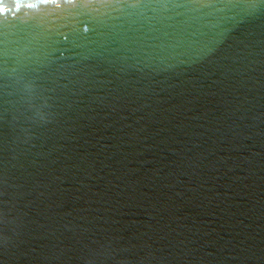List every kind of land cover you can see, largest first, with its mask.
Here are the masks:
<instances>
[{"label": "water", "instance_id": "95a60500", "mask_svg": "<svg viewBox=\"0 0 264 264\" xmlns=\"http://www.w3.org/2000/svg\"><path fill=\"white\" fill-rule=\"evenodd\" d=\"M0 6V264H264V0Z\"/></svg>", "mask_w": 264, "mask_h": 264}, {"label": "snow or ice", "instance_id": "6c2138e0", "mask_svg": "<svg viewBox=\"0 0 264 264\" xmlns=\"http://www.w3.org/2000/svg\"><path fill=\"white\" fill-rule=\"evenodd\" d=\"M26 6L29 8L32 7L31 4H28ZM16 7H17V9H19L21 7V5L17 4ZM3 12H5V8L3 6H0V13H3Z\"/></svg>", "mask_w": 264, "mask_h": 264}]
</instances>
